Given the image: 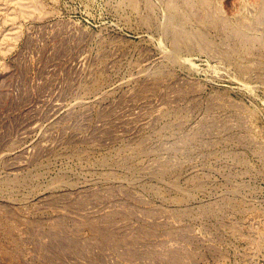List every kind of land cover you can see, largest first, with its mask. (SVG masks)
<instances>
[{"label":"rangeland","instance_id":"1","mask_svg":"<svg viewBox=\"0 0 264 264\" xmlns=\"http://www.w3.org/2000/svg\"><path fill=\"white\" fill-rule=\"evenodd\" d=\"M0 264H264V0H0Z\"/></svg>","mask_w":264,"mask_h":264}]
</instances>
